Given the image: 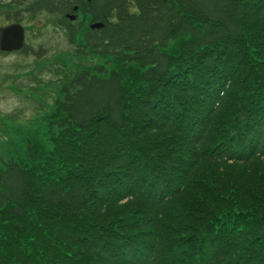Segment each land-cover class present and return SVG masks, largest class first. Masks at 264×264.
I'll list each match as a JSON object with an SVG mask.
<instances>
[{
	"label": "trees",
	"instance_id": "16d2710c",
	"mask_svg": "<svg viewBox=\"0 0 264 264\" xmlns=\"http://www.w3.org/2000/svg\"><path fill=\"white\" fill-rule=\"evenodd\" d=\"M23 2L88 64L0 157V264H264V0Z\"/></svg>",
	"mask_w": 264,
	"mask_h": 264
},
{
	"label": "rangeland",
	"instance_id": "374dc122",
	"mask_svg": "<svg viewBox=\"0 0 264 264\" xmlns=\"http://www.w3.org/2000/svg\"><path fill=\"white\" fill-rule=\"evenodd\" d=\"M11 1L0 0V4ZM21 1L28 4L32 0H14L13 8ZM4 11L0 10V27L13 22L8 21ZM18 17L24 27L27 51H0L1 159L22 153L27 137L37 136L43 141L49 138L48 117L62 81L75 71L76 62L88 64L71 55L72 44L64 29L56 25V16H32L21 11Z\"/></svg>",
	"mask_w": 264,
	"mask_h": 264
},
{
	"label": "water",
	"instance_id": "95a60500",
	"mask_svg": "<svg viewBox=\"0 0 264 264\" xmlns=\"http://www.w3.org/2000/svg\"><path fill=\"white\" fill-rule=\"evenodd\" d=\"M70 19H74V15H68ZM101 23H94L92 28L101 27ZM24 46V27L19 22H12L8 25L0 27V51L10 52L20 50Z\"/></svg>",
	"mask_w": 264,
	"mask_h": 264
}]
</instances>
